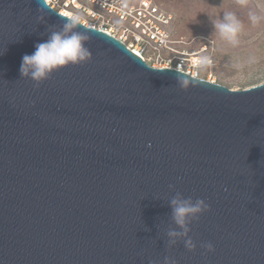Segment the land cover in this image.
<instances>
[{
	"label": "water",
	"instance_id": "water-1",
	"mask_svg": "<svg viewBox=\"0 0 264 264\" xmlns=\"http://www.w3.org/2000/svg\"><path fill=\"white\" fill-rule=\"evenodd\" d=\"M66 18L0 0V264H264V82L152 67L82 23L88 62L22 78V57ZM177 192L210 206L193 251L167 247Z\"/></svg>",
	"mask_w": 264,
	"mask_h": 264
},
{
	"label": "built area",
	"instance_id": "built-area-1",
	"mask_svg": "<svg viewBox=\"0 0 264 264\" xmlns=\"http://www.w3.org/2000/svg\"><path fill=\"white\" fill-rule=\"evenodd\" d=\"M45 1L63 15H78L83 25L117 38L152 67L174 68L215 82L210 72L217 65L214 39L176 35L172 12L153 0ZM202 56H207L211 63L203 67L195 63Z\"/></svg>",
	"mask_w": 264,
	"mask_h": 264
},
{
	"label": "clouds",
	"instance_id": "clouds-1",
	"mask_svg": "<svg viewBox=\"0 0 264 264\" xmlns=\"http://www.w3.org/2000/svg\"><path fill=\"white\" fill-rule=\"evenodd\" d=\"M208 17L213 28L210 36H218L232 45L238 43V36L245 27V18L252 26L264 22V13L253 8H249L246 14H240L234 10H225L219 16L208 15ZM47 33L46 40L36 43L35 50L22 57L19 69L22 78L31 79L36 85L46 81L55 71L69 65H82L92 57L91 51L87 47L89 36L81 30L80 16L73 15L64 19L59 28L52 25ZM3 53L0 52V55ZM195 63L203 67L210 64L211 61L207 56H202ZM177 83L181 88L187 89L190 83H194V81L178 74ZM170 205L172 208L171 219L175 227H170L166 232L168 249L175 246L178 241H183L184 247L188 251L195 250L196 244L189 235L191 232L190 225L199 220L200 216L208 211L210 206L203 199L185 198L179 192L171 198ZM201 246L207 252L214 251V246L211 243ZM149 264H157V262L149 261ZM163 264H178V261L173 257L165 256Z\"/></svg>",
	"mask_w": 264,
	"mask_h": 264
},
{
	"label": "rangeland",
	"instance_id": "rangeland-1",
	"mask_svg": "<svg viewBox=\"0 0 264 264\" xmlns=\"http://www.w3.org/2000/svg\"><path fill=\"white\" fill-rule=\"evenodd\" d=\"M153 1L172 12L176 35L187 37L211 35L213 28L208 15L216 17L225 10L246 14L249 8L264 13V0ZM210 37L216 42L217 65L210 71L216 82L231 89H244L264 82V22L252 26L245 18V27L236 45L215 35Z\"/></svg>",
	"mask_w": 264,
	"mask_h": 264
},
{
	"label": "bare ground",
	"instance_id": "bare-ground-1",
	"mask_svg": "<svg viewBox=\"0 0 264 264\" xmlns=\"http://www.w3.org/2000/svg\"><path fill=\"white\" fill-rule=\"evenodd\" d=\"M63 14H65V13L63 12Z\"/></svg>",
	"mask_w": 264,
	"mask_h": 264
}]
</instances>
